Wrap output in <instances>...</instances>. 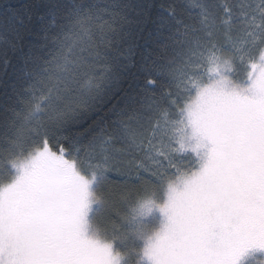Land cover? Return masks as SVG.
<instances>
[{
  "label": "snow or ice",
  "instance_id": "obj_1",
  "mask_svg": "<svg viewBox=\"0 0 264 264\" xmlns=\"http://www.w3.org/2000/svg\"><path fill=\"white\" fill-rule=\"evenodd\" d=\"M0 86V264H264V0L4 4Z\"/></svg>",
  "mask_w": 264,
  "mask_h": 264
},
{
  "label": "trees",
  "instance_id": "obj_2",
  "mask_svg": "<svg viewBox=\"0 0 264 264\" xmlns=\"http://www.w3.org/2000/svg\"><path fill=\"white\" fill-rule=\"evenodd\" d=\"M24 0H0V7H2L4 4H15V5H19L21 3H23ZM123 2H135V0H123ZM157 2H159V0H157ZM151 29H147L142 33V37L143 38H138L137 39V44L139 45L137 51L138 53L142 52V50L146 47L145 41L149 40V36H148V31H150ZM136 59H139V55H137ZM134 71V69H133ZM6 91L5 88H3L2 86H0V102H3L5 100V97L3 95V93ZM10 91V89L8 90Z\"/></svg>",
  "mask_w": 264,
  "mask_h": 264
}]
</instances>
